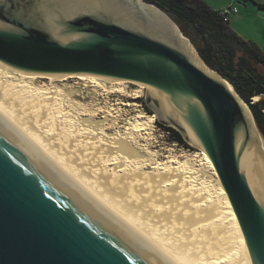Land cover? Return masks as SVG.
<instances>
[{
	"label": "water",
	"instance_id": "1",
	"mask_svg": "<svg viewBox=\"0 0 264 264\" xmlns=\"http://www.w3.org/2000/svg\"><path fill=\"white\" fill-rule=\"evenodd\" d=\"M187 47L171 15L147 0H0V64L146 85L156 119L212 161L260 264L263 135L235 87ZM111 222L0 122V264H163Z\"/></svg>",
	"mask_w": 264,
	"mask_h": 264
},
{
	"label": "bare ground",
	"instance_id": "2",
	"mask_svg": "<svg viewBox=\"0 0 264 264\" xmlns=\"http://www.w3.org/2000/svg\"><path fill=\"white\" fill-rule=\"evenodd\" d=\"M187 50L207 68L194 48ZM37 77L41 75L0 64V122L53 174L163 264H253L208 155L204 153L219 199L188 156L173 155L163 162L148 140L140 138L152 136L155 115L140 111L122 127L111 112L99 115L97 108L72 98L76 90L55 83L77 77L107 94L123 92L128 81L48 75L53 85L41 86L34 82ZM254 98L259 102L262 97ZM111 125H116L114 131L108 130Z\"/></svg>",
	"mask_w": 264,
	"mask_h": 264
},
{
	"label": "trees",
	"instance_id": "3",
	"mask_svg": "<svg viewBox=\"0 0 264 264\" xmlns=\"http://www.w3.org/2000/svg\"><path fill=\"white\" fill-rule=\"evenodd\" d=\"M176 19L186 36L193 39L203 59L230 81L249 103L264 138V101L253 97L264 94V54L252 42L240 37L218 10L204 0H147ZM246 1V0H243ZM148 112L152 110L148 108ZM175 142L187 145L177 129L156 121Z\"/></svg>",
	"mask_w": 264,
	"mask_h": 264
},
{
	"label": "rangeland",
	"instance_id": "4",
	"mask_svg": "<svg viewBox=\"0 0 264 264\" xmlns=\"http://www.w3.org/2000/svg\"><path fill=\"white\" fill-rule=\"evenodd\" d=\"M172 17V16H171ZM172 19L179 25V23L176 21L175 18L172 17ZM181 28V26L179 25ZM182 30V29H181ZM185 34V33H184ZM191 43L193 44L195 50L197 53H199L197 46L195 45L193 39L189 36H187ZM201 56V54L199 53ZM203 59V57L201 56ZM204 60V59H203ZM204 62H206L204 60ZM207 63V62H206ZM207 66L210 67L212 71H215L216 73L220 74L219 71L216 69L212 68L210 65L207 64ZM264 70V69H263ZM20 77V75H16ZM48 75H41V77H37L34 79V82L37 85H46V86H51L52 80L47 77ZM223 77V76H222ZM224 78V77H223ZM225 79V78H224ZM227 80V79H225ZM126 81V80H124ZM228 81V80H227ZM229 85L231 84L230 81ZM56 84H58L60 87L68 88L69 90H76L75 94L72 95V98L74 100L81 101L85 103L89 108L98 109V112L100 111L99 115H104L105 113L111 112L113 115V120H116V125L124 127L128 123L129 120L134 119V117L140 112L143 111L146 114H151L148 112L147 105L145 104V95H146V85L143 84L144 87H141V84H135L131 81H128L124 85L125 90L122 91H114L111 93H107L103 89L96 88L95 86H92V83L90 81H84L81 79H78L77 77H69L67 79H59L55 81ZM108 85H111L110 83L107 82ZM232 85V84H231ZM233 86V85H232ZM234 87V86H233ZM236 89V88H235ZM139 90H142L143 94L139 98H133L135 93ZM238 92V91H237ZM241 96V95H240ZM261 101H264V94L261 95ZM243 101L250 107L249 103L245 98H243ZM255 98L253 97V102H256L254 100ZM99 107V108H98ZM152 110L151 108H149ZM107 111V112H106ZM153 115L154 112L152 110ZM156 117V116H155ZM157 121V119H156ZM155 121V128L152 131L153 134L152 136H140L141 139L148 140L149 146L151 149L155 150L158 152V158L165 162L171 159L173 155L177 156L180 159H185L186 156H188L195 164L200 166L202 172V176L205 177L207 180L210 181L211 184L214 185V190H215V197L219 199L218 192L219 190V185L214 178L213 170L212 168L209 167L208 161L204 155L206 154L205 151L201 149H197L192 147L187 143V145H182L180 143L175 142L171 135H169L168 132L164 131L162 127H160L157 122ZM116 125H111V127L108 128V130L114 131L113 128H115ZM169 126V125H167ZM172 127V126H171ZM207 155V154H206ZM182 156V157H181ZM202 164V165H201ZM150 165H155V161L150 163ZM205 168V169H204ZM217 188H216V187ZM218 195V196H216Z\"/></svg>",
	"mask_w": 264,
	"mask_h": 264
},
{
	"label": "crops",
	"instance_id": "5",
	"mask_svg": "<svg viewBox=\"0 0 264 264\" xmlns=\"http://www.w3.org/2000/svg\"><path fill=\"white\" fill-rule=\"evenodd\" d=\"M212 9L234 5L239 11L229 18L230 28L264 54V0H204Z\"/></svg>",
	"mask_w": 264,
	"mask_h": 264
},
{
	"label": "built area",
	"instance_id": "6",
	"mask_svg": "<svg viewBox=\"0 0 264 264\" xmlns=\"http://www.w3.org/2000/svg\"><path fill=\"white\" fill-rule=\"evenodd\" d=\"M225 22L229 21L230 15L239 11L237 6L230 5L218 10Z\"/></svg>",
	"mask_w": 264,
	"mask_h": 264
},
{
	"label": "snow or ice",
	"instance_id": "7",
	"mask_svg": "<svg viewBox=\"0 0 264 264\" xmlns=\"http://www.w3.org/2000/svg\"><path fill=\"white\" fill-rule=\"evenodd\" d=\"M225 181H227V177H225ZM237 210L241 213V216H243V210L240 209L239 207ZM260 264H264V259H261Z\"/></svg>",
	"mask_w": 264,
	"mask_h": 264
},
{
	"label": "flooded vegetation",
	"instance_id": "8",
	"mask_svg": "<svg viewBox=\"0 0 264 264\" xmlns=\"http://www.w3.org/2000/svg\"><path fill=\"white\" fill-rule=\"evenodd\" d=\"M144 102H145V104H146V105H147V107H148V103H149V102H147V100H146V99H145V101H144Z\"/></svg>",
	"mask_w": 264,
	"mask_h": 264
}]
</instances>
